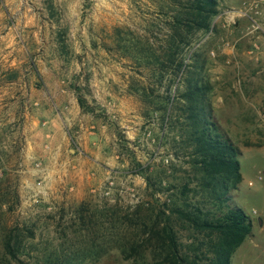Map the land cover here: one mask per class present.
I'll return each mask as SVG.
<instances>
[{
	"label": "rangeland",
	"instance_id": "374dc122",
	"mask_svg": "<svg viewBox=\"0 0 264 264\" xmlns=\"http://www.w3.org/2000/svg\"><path fill=\"white\" fill-rule=\"evenodd\" d=\"M166 18L159 0H0V258L13 230L31 264L48 254L79 264L151 259L144 230L158 203L147 176L166 187L191 168L185 114L177 109L179 122L164 130L157 103L136 91L185 90L187 71L176 77L167 62L160 82L146 63ZM185 56L210 85L212 119L240 149L231 193L253 227L231 263L264 264V0H219Z\"/></svg>",
	"mask_w": 264,
	"mask_h": 264
},
{
	"label": "trees",
	"instance_id": "16d2710c",
	"mask_svg": "<svg viewBox=\"0 0 264 264\" xmlns=\"http://www.w3.org/2000/svg\"><path fill=\"white\" fill-rule=\"evenodd\" d=\"M159 5L167 13L168 29L163 40L150 42L152 55L146 63L156 71L160 82L165 76L167 62L175 63L176 77L186 71L189 73L186 87L180 93L178 88L173 97L171 94L152 96L146 87H138L136 91H143L152 103H157L155 109L162 112L164 130L174 126L176 119L179 122L181 115L174 118L177 109L185 114L184 122L179 125L182 135L187 136L192 145L187 160L191 168L187 171V179L166 187L161 180L157 183L152 176H147L158 207L144 230L152 257L148 260L143 254L139 264H232L233 253L253 227L251 217L233 200L231 193L242 181L240 149L212 119L213 106L208 98L210 85L200 84L185 63V49L191 45L194 34L211 29L219 13V0H159ZM78 99L83 104L84 98L79 95ZM182 99L185 105L181 104ZM166 190L172 191L164 200L155 196ZM6 202L4 200L1 205ZM79 210L77 213L86 224L84 209ZM186 233L188 243L184 242ZM2 241L4 252L0 264H16L14 261L31 264L20 257L26 246L20 232L17 231V236L13 230L5 232ZM131 246L132 253L140 254L137 246ZM123 252L126 257L132 256L128 248ZM50 256H44L42 263L35 264H79L71 257Z\"/></svg>",
	"mask_w": 264,
	"mask_h": 264
},
{
	"label": "built area",
	"instance_id": "2783aa9c",
	"mask_svg": "<svg viewBox=\"0 0 264 264\" xmlns=\"http://www.w3.org/2000/svg\"><path fill=\"white\" fill-rule=\"evenodd\" d=\"M255 29H260V24L258 22L254 23Z\"/></svg>",
	"mask_w": 264,
	"mask_h": 264
},
{
	"label": "water",
	"instance_id": "95a60500",
	"mask_svg": "<svg viewBox=\"0 0 264 264\" xmlns=\"http://www.w3.org/2000/svg\"><path fill=\"white\" fill-rule=\"evenodd\" d=\"M260 220V223L262 222V220L261 219H259Z\"/></svg>",
	"mask_w": 264,
	"mask_h": 264
}]
</instances>
